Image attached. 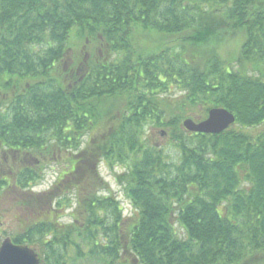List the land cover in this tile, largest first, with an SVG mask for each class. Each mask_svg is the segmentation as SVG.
<instances>
[{"label":"trees","instance_id":"1","mask_svg":"<svg viewBox=\"0 0 264 264\" xmlns=\"http://www.w3.org/2000/svg\"><path fill=\"white\" fill-rule=\"evenodd\" d=\"M214 108L234 125L181 128ZM263 123L264 0H0V195L44 208L7 237L39 264H264V133L243 131ZM147 125L177 162L146 143ZM71 151L55 186L31 194ZM101 164L123 170L132 218Z\"/></svg>","mask_w":264,"mask_h":264},{"label":"rangeland","instance_id":"2","mask_svg":"<svg viewBox=\"0 0 264 264\" xmlns=\"http://www.w3.org/2000/svg\"><path fill=\"white\" fill-rule=\"evenodd\" d=\"M174 38H171V42ZM170 40V39H169ZM168 40V42H169ZM149 40V42H146L148 45H154L155 41ZM230 44H227L224 46L221 50V54L223 58H228L232 53L236 55L237 53V41L229 40ZM236 42V43H233ZM168 44V43H167ZM176 43H170L167 46L171 47L174 46ZM72 45V44H70ZM77 46H71L70 52H68L66 57V67L73 66L76 61L74 60V54L76 55ZM79 48L81 45L78 46ZM90 52V51H89ZM82 54V55H88ZM98 52V51H97ZM96 52V54H97ZM99 53V52H98ZM101 55V53H100ZM90 56V55H89ZM98 56V54H97ZM103 57V56H102ZM179 94L175 91L173 92V96H168V98H176ZM171 104H174L173 101H170ZM119 103V102H118ZM117 105V104H116ZM120 106V104H118ZM189 119L193 120H201L202 117H198L197 115L193 114L192 112H189L188 114ZM182 123V122H181ZM164 131V129H160L158 127H155V129H152L150 125H147L144 129V138L146 143H148L150 146L156 148L157 150H163V152L167 155H169L173 162H177V154L175 149L171 144H168V137L162 136L160 134V131ZM245 133L250 134L251 136H255L261 133H264V123L260 125L259 127H256L254 129H245L243 130ZM87 140V138L84 139ZM83 142V143H84ZM85 145H83L79 151L83 150ZM78 151V153H79ZM74 151H71L70 153H63L61 156H58L56 158V161L53 164H49L46 166L45 170L43 171V179L40 183L36 184L31 190L30 193L33 195H43L47 193L52 187L55 186V184L58 182V180L62 177V174L65 173V171L69 168V162H71L72 155H75L76 153H73ZM10 158L8 155H2L0 154V175L6 176V171H8V168L10 166ZM112 170H109V168L105 164H101L99 166L98 172L100 178L109 186L112 194L114 197L120 202V206L122 208V218L130 219L133 217V209L131 208L129 202L124 198V194L122 191V188L117 183L114 176L121 175L123 173V170L120 167L113 166ZM1 177V176H0ZM4 178V177H2ZM19 196L14 191H3L0 195V238L1 241H3L5 238L9 237V234L17 233L22 230V223H26L29 221V223H32L38 218L37 216H34V212L36 211L38 214L42 213L44 211L43 209L37 210V208H34L35 211H30L28 214H24L23 211H18L15 207L14 201ZM69 212V210H68ZM34 216V217H33ZM59 222L63 225H68L70 223V220L67 218L59 219ZM79 264H95L90 257H87L84 261H81Z\"/></svg>","mask_w":264,"mask_h":264},{"label":"water","instance_id":"3","mask_svg":"<svg viewBox=\"0 0 264 264\" xmlns=\"http://www.w3.org/2000/svg\"><path fill=\"white\" fill-rule=\"evenodd\" d=\"M235 123L234 116L222 108L208 111L202 121L185 119L181 128L191 134L218 135ZM0 264H39L38 255L34 250L23 245H15L9 238L0 245Z\"/></svg>","mask_w":264,"mask_h":264}]
</instances>
